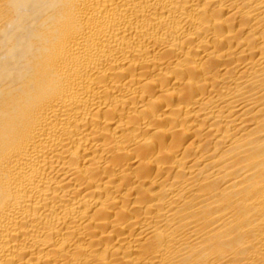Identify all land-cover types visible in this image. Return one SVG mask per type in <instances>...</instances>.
<instances>
[{
  "label": "bare ground",
  "instance_id": "1",
  "mask_svg": "<svg viewBox=\"0 0 264 264\" xmlns=\"http://www.w3.org/2000/svg\"><path fill=\"white\" fill-rule=\"evenodd\" d=\"M0 264H264V0H0Z\"/></svg>",
  "mask_w": 264,
  "mask_h": 264
}]
</instances>
